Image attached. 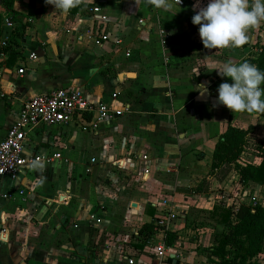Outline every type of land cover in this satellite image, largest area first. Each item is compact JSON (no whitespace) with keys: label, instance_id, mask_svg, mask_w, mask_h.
<instances>
[{"label":"crops","instance_id":"0c3cea01","mask_svg":"<svg viewBox=\"0 0 264 264\" xmlns=\"http://www.w3.org/2000/svg\"><path fill=\"white\" fill-rule=\"evenodd\" d=\"M81 2L76 13H64L44 0H15L14 10L29 24L18 40L26 58L0 69V141L28 100L54 89H80L122 114L95 130L77 118L30 131L25 155L61 158L42 161L17 181L0 178V185L8 182L0 189V264H196L198 249L181 238L159 261L154 247L162 234L143 250L134 247L136 236L159 217L164 199L185 216L191 199L211 205L204 199L209 193L193 189L209 172L218 137L231 116L244 129V121L254 126L256 120L216 103L218 85L231 80L210 72L209 62L239 63L255 54L261 22L248 29L242 46L192 51L201 42L187 24L195 0L191 7L170 0V10L146 0ZM249 185L238 183L255 197L259 184ZM232 204L239 202L232 198ZM256 260L264 264V252Z\"/></svg>","mask_w":264,"mask_h":264},{"label":"trees","instance_id":"16d2710c","mask_svg":"<svg viewBox=\"0 0 264 264\" xmlns=\"http://www.w3.org/2000/svg\"><path fill=\"white\" fill-rule=\"evenodd\" d=\"M4 11L0 12V39L5 35L4 24L6 20L16 24L15 28L8 32V38L3 46H0V53L6 56V61L0 63L12 67L17 61L24 60L26 54L18 43L23 39L29 24L23 17L14 10L15 0H0ZM186 5L191 7L192 2L186 0ZM83 2L70 12L76 13ZM36 13L33 1L29 3V15ZM192 13L188 16L187 24L193 34H198V25L191 23ZM264 27V21H261ZM259 49V53L252 54L245 60L255 64L261 71H264V43L257 42L253 45ZM190 50H206L202 42L191 45ZM29 55V54H28ZM27 55V56H28ZM264 116V114H263ZM90 119V117H88ZM255 131V126L250 125L246 129L232 124V116L227 129L218 137L215 145L211 166L205 178L193 189L194 194L209 193L212 187V179L222 184L231 174L235 172L238 176L239 185L245 187L251 182L264 183V140L260 143V162L243 163L242 158L249 143L250 136ZM210 216L221 230L214 235V242L208 249L209 262L211 264H259L256 258L264 252V205L242 204L235 208L233 204L228 207L215 206L210 211ZM156 220L145 223L138 231L136 249L143 250L147 244L158 234H162L163 241L168 247H172L180 240L179 231H167L156 224Z\"/></svg>","mask_w":264,"mask_h":264},{"label":"built area","instance_id":"2783aa9c","mask_svg":"<svg viewBox=\"0 0 264 264\" xmlns=\"http://www.w3.org/2000/svg\"><path fill=\"white\" fill-rule=\"evenodd\" d=\"M173 1L181 7L185 6L184 0ZM92 10L94 13L100 12L98 7ZM102 20L105 21L107 18L103 16ZM15 26L16 24L9 20L5 21L4 28L7 33ZM7 33L0 39V46L5 44L8 38ZM255 53H259L258 48ZM126 55L129 56V53ZM30 58H35V55H30ZM19 73L23 74L24 70L20 69ZM112 97L116 98L117 95L113 94ZM121 114L122 112L113 111L109 105L103 102L90 101L80 89L59 88L35 96L23 105L18 122L8 129L5 137L0 141V178L6 177L17 181L25 170H33L42 161L50 163L61 158L60 154H54L47 158L38 154L25 155L28 135L37 126L58 125L64 127L71 125L75 119L79 118L95 130L99 129L102 124L110 123L116 115ZM116 164L118 169L123 166L120 161H117ZM161 205L163 210H160L156 224L160 228L174 232L178 227V222L186 219V216L177 210L176 205L170 199H164ZM3 232L6 231L3 230ZM148 244L152 245V241ZM168 249L169 247L164 241L156 245L154 250L157 260H163ZM128 262L133 264L134 261L130 259Z\"/></svg>","mask_w":264,"mask_h":264},{"label":"clouds","instance_id":"9594fccd","mask_svg":"<svg viewBox=\"0 0 264 264\" xmlns=\"http://www.w3.org/2000/svg\"><path fill=\"white\" fill-rule=\"evenodd\" d=\"M67 13L81 4V0H44ZM157 8L170 10V0H146ZM194 15L191 23L198 25L199 38L206 49L239 47L245 44L249 37L248 29L264 21V0H206L201 6V0H195ZM210 72L215 70L220 77H229L231 83L221 82L216 91V103L226 106L233 112L264 113V71L248 61L234 63L232 61L218 62L211 60ZM206 67L208 65H205ZM198 71V70H197ZM207 88H199L204 95Z\"/></svg>","mask_w":264,"mask_h":264},{"label":"rangeland","instance_id":"374dc122","mask_svg":"<svg viewBox=\"0 0 264 264\" xmlns=\"http://www.w3.org/2000/svg\"><path fill=\"white\" fill-rule=\"evenodd\" d=\"M259 42L264 43V27L262 26ZM261 87L264 88V84H262ZM249 113L254 116L256 125H254L255 131L250 136L249 143L242 158V162L259 163L260 143L264 140V116L263 114H259L255 111ZM244 124L247 125V127L250 126L248 123H246V121H244ZM7 183L8 182L6 180H2L0 189L3 188ZM258 184L259 186L257 187V190L252 189V192H256L255 197H251L249 194L244 195L243 192L245 188L238 187V176L235 172H231L224 184H214V186L211 187L209 194L204 196L205 200L207 199L211 202L209 207H206L207 205H202L201 201L197 198L191 199L192 205L189 206V210L186 211V224H184V226L180 229V237L182 239L181 241L190 243L191 248L198 249V260H196V264H199V262H201L203 259L207 264L210 263L208 249L214 242L215 233L221 230V226L211 218L210 211L215 206H230L232 204V198L236 199L239 202V205H253L255 203H261L264 205V183ZM204 199L202 201H204ZM183 211L185 212V209Z\"/></svg>","mask_w":264,"mask_h":264},{"label":"water","instance_id":"95a60500","mask_svg":"<svg viewBox=\"0 0 264 264\" xmlns=\"http://www.w3.org/2000/svg\"><path fill=\"white\" fill-rule=\"evenodd\" d=\"M259 114H261V113H259ZM262 114H264V113H262ZM176 192L179 194H183V195H191L192 194V190L189 188H178Z\"/></svg>","mask_w":264,"mask_h":264}]
</instances>
